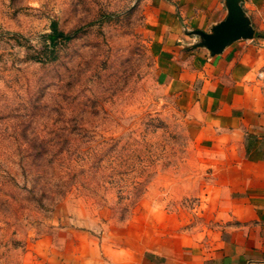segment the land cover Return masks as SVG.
I'll list each match as a JSON object with an SVG mask.
<instances>
[{"label": "rangeland", "instance_id": "374dc122", "mask_svg": "<svg viewBox=\"0 0 264 264\" xmlns=\"http://www.w3.org/2000/svg\"><path fill=\"white\" fill-rule=\"evenodd\" d=\"M157 7L0 0V264H138L213 227Z\"/></svg>", "mask_w": 264, "mask_h": 264}, {"label": "crops", "instance_id": "0c3cea01", "mask_svg": "<svg viewBox=\"0 0 264 264\" xmlns=\"http://www.w3.org/2000/svg\"><path fill=\"white\" fill-rule=\"evenodd\" d=\"M159 73L195 123L211 167L199 201L213 227L138 264H264V0H245L254 35L209 56L188 46L225 13L222 0H157Z\"/></svg>", "mask_w": 264, "mask_h": 264}, {"label": "water", "instance_id": "95a60500", "mask_svg": "<svg viewBox=\"0 0 264 264\" xmlns=\"http://www.w3.org/2000/svg\"><path fill=\"white\" fill-rule=\"evenodd\" d=\"M244 1L222 0L225 7L223 17L212 23L206 31L183 27L186 34L194 36V40L188 46L203 47L209 56H213L236 40L251 39L254 35V28L242 6Z\"/></svg>", "mask_w": 264, "mask_h": 264}, {"label": "trees", "instance_id": "16d2710c", "mask_svg": "<svg viewBox=\"0 0 264 264\" xmlns=\"http://www.w3.org/2000/svg\"><path fill=\"white\" fill-rule=\"evenodd\" d=\"M74 31L71 32H64L63 30L59 29L56 22L52 21L50 24V31L48 33L45 34V36L48 38L49 42L51 44H54L55 40L57 38L59 39H69L70 37H72V35L74 34Z\"/></svg>", "mask_w": 264, "mask_h": 264}]
</instances>
